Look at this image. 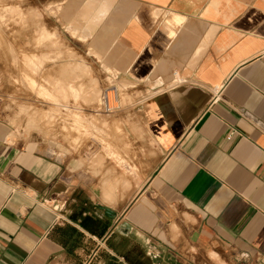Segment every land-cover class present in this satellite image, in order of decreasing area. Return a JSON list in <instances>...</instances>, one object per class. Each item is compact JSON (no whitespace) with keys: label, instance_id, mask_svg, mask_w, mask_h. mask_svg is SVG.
Returning a JSON list of instances; mask_svg holds the SVG:
<instances>
[{"label":"crops","instance_id":"1","mask_svg":"<svg viewBox=\"0 0 264 264\" xmlns=\"http://www.w3.org/2000/svg\"><path fill=\"white\" fill-rule=\"evenodd\" d=\"M40 4L135 92L148 157L133 192H103L64 144L0 119V264H264V0Z\"/></svg>","mask_w":264,"mask_h":264},{"label":"rangeland","instance_id":"2","mask_svg":"<svg viewBox=\"0 0 264 264\" xmlns=\"http://www.w3.org/2000/svg\"><path fill=\"white\" fill-rule=\"evenodd\" d=\"M40 7V0H0V119L17 139L64 144L103 192L108 182L115 194L121 185L131 193L140 174L135 165L148 157L144 136L132 139L128 131L136 133V94L88 63L78 33L61 21L62 6ZM123 172L128 187L120 183Z\"/></svg>","mask_w":264,"mask_h":264},{"label":"trees","instance_id":"3","mask_svg":"<svg viewBox=\"0 0 264 264\" xmlns=\"http://www.w3.org/2000/svg\"><path fill=\"white\" fill-rule=\"evenodd\" d=\"M88 221V219H86V222ZM84 227L94 233H98V228H99V224L98 223H94L91 225V227H89V225L86 223L84 224Z\"/></svg>","mask_w":264,"mask_h":264},{"label":"built area","instance_id":"4","mask_svg":"<svg viewBox=\"0 0 264 264\" xmlns=\"http://www.w3.org/2000/svg\"><path fill=\"white\" fill-rule=\"evenodd\" d=\"M233 135H234V133H231V134H230V138H231Z\"/></svg>","mask_w":264,"mask_h":264},{"label":"bare ground","instance_id":"5","mask_svg":"<svg viewBox=\"0 0 264 264\" xmlns=\"http://www.w3.org/2000/svg\"><path fill=\"white\" fill-rule=\"evenodd\" d=\"M107 97V96H106ZM114 102V101H113ZM109 104H111V103H109Z\"/></svg>","mask_w":264,"mask_h":264}]
</instances>
